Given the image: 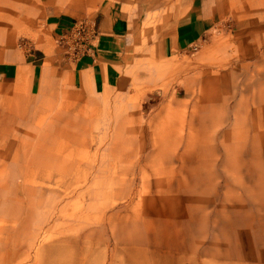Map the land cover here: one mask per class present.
<instances>
[{
    "label": "rangeland",
    "instance_id": "1",
    "mask_svg": "<svg viewBox=\"0 0 264 264\" xmlns=\"http://www.w3.org/2000/svg\"><path fill=\"white\" fill-rule=\"evenodd\" d=\"M13 1L0 0L1 3ZM204 4L205 0H120L112 4L100 0H67L58 12H37L34 22L38 31L19 32L16 46L29 55L35 54L44 64L39 95L29 104L24 88L13 90L0 76V135H23L29 139L20 144L14 162L25 164L26 147L31 157L33 152L50 155L56 153L55 147L66 137L77 140L87 134L89 141L96 144L107 130L110 142L106 146L112 147L116 141L115 130L126 123L125 117H141L143 125L148 126L169 102L185 101L188 113L199 110L206 89V76L201 67L210 63L208 55L214 43L228 47L237 58L227 70L234 68L251 81L257 79L264 72V65H260L264 59V24L256 25L244 15L241 0H213L206 12ZM139 8L146 10L142 25L138 24ZM246 10H249L247 6ZM80 17H90L99 26H106L122 45L125 52L123 79L114 93L80 96L68 71L74 62L63 63L64 57L56 42L57 33L50 28L47 38L41 34L52 22L51 27L56 22L68 24ZM23 39H28L29 44L21 47ZM260 40L262 42L258 43ZM246 87L244 81L239 84V88ZM237 97L232 95L229 102L235 103ZM39 100L47 112L43 120H38L35 112H30L31 115L27 112L35 110ZM94 104L97 109H91ZM180 109V113L185 111L183 106ZM190 117L186 123L198 124L196 113ZM232 121L231 117L228 124ZM140 142L138 138L137 143ZM126 147L122 158L125 165L112 167L109 159L103 175H98L97 170L101 166L100 154L71 157L70 152H66L62 157L55 156L54 164L61 166L56 173L64 178L63 187H56L61 190L69 189L70 182L81 175L85 178L76 185L82 190L84 184L91 183L93 175L100 184L109 177H121V170H127L123 182L97 187L102 197L94 195V199H82L83 203L97 201L93 216H68L62 225L66 232L49 230L51 236L69 237L88 248L86 251L91 255L86 256L90 263L84 258L78 264H143L139 255L142 248L148 249L153 264H205L210 261L213 264H264V247H254L251 240L253 234L257 238L264 237V184L255 179L258 170H252L245 162L239 185L231 173L228 175L218 169L212 176L204 171L212 179L206 215L193 204L191 192L200 183L191 173L173 171L165 164L170 168L167 179L158 182L157 175L147 164L146 154L137 145ZM156 149V144L149 143L148 151ZM176 150L167 158L181 167L186 164L187 156H182L181 149ZM249 152L248 144L244 159L250 158ZM154 159L156 167L159 166V158ZM10 172L6 173L22 183L23 174ZM147 176L153 177L145 181ZM258 184L263 186L261 191ZM34 185L40 188L38 183ZM245 186L254 190L256 187L255 196L246 192ZM44 189L49 198L59 201L58 209L64 205L67 214L70 211L69 215L73 214V203L66 204L62 198L55 197L51 189ZM167 189L175 197L164 196ZM52 222L54 219L49 218L45 226ZM223 229L228 238L236 239L239 245L230 247L225 240H217ZM143 238H148L149 242H143ZM239 251L248 258H239Z\"/></svg>",
    "mask_w": 264,
    "mask_h": 264
},
{
    "label": "bare ground",
    "instance_id": "2",
    "mask_svg": "<svg viewBox=\"0 0 264 264\" xmlns=\"http://www.w3.org/2000/svg\"><path fill=\"white\" fill-rule=\"evenodd\" d=\"M100 1L112 4L120 0ZM209 2L212 5L213 0H205L203 6L205 12L210 6ZM241 2L245 9V16H248L256 25L264 24V0H241ZM12 3L0 2V23L7 24L5 27L3 24V28L0 27V37L9 34L13 25L19 21ZM246 6L249 10H246ZM145 15V9L137 10L139 25L145 23ZM261 42L262 40L258 41V43ZM164 52H168L166 48ZM161 54L159 53V56ZM208 59L210 63L201 67L206 76L204 80L206 89L201 97L199 110L194 111L198 115V124L186 123V119L194 116L195 113L186 112L188 104L185 101L169 102L148 126L143 125L144 121L141 117L132 115L125 117L126 123L115 130L113 136L116 141L112 147L106 146L110 142L109 130L96 144L89 141L87 134H83L77 140L66 137L60 146L55 147V150L52 148L56 153L50 155L33 152L31 157L29 148L26 147L23 157L24 165L15 163L13 158L19 153L20 144L29 142V139L23 135H0V264H78L84 258L86 262H89L86 254H91L86 251L88 249L86 246L69 237L51 236L49 230L65 231L62 225L63 220L68 216L77 218L93 216L96 213L97 201L83 203L82 199L93 198L94 195L102 197L103 193L97 191V187L123 182L126 180L124 177L127 170H121V177H109L100 184L97 182V176L93 175L91 183L84 184L82 190L76 185L85 178L81 175L70 182L69 189L61 190L56 188L63 187L61 184L64 180L56 173V169H61V166L54 164L56 155L62 157L66 152H70L68 155L71 157L100 154L101 166L97 170L98 175H103L107 172L109 159H111L112 167L122 168L125 165L122 159L125 151L123 148L137 145V148L146 154L148 166L152 167V173L157 175L156 181L163 182L167 179L166 173L170 168H166L165 164L170 165L173 171L192 174L200 183L191 192L193 204L196 209H200L206 215L212 179L205 175L204 171H209L214 176L215 171L221 169L222 173L234 175L235 183L239 185L242 182L245 162H248L252 170L256 169L259 172L255 179H258L260 184H264V72L251 81V78L234 68L227 70L237 62V58L228 50V47L221 46L219 43H214ZM262 61L260 65H264V59ZM242 81L247 84L245 89L239 88ZM232 95L238 96L233 104L229 102ZM37 106L35 110L27 112L29 114L35 112L38 120L45 119L47 112L43 109V103L40 100ZM182 106L185 111L182 110L180 113ZM97 107V104H94L91 109H97ZM78 113L79 111L76 112L75 118ZM231 117L233 121L228 124ZM138 138H141L140 143H137ZM149 143L156 144L157 149L148 151ZM248 144L250 158L244 159ZM178 148L183 151V157L187 156L184 162L186 164L181 167L175 166L173 160L167 158L171 153L177 152ZM220 154L221 157H219ZM154 157L159 158L160 165L157 167ZM218 161L221 162L218 163ZM11 170L17 174H23L22 183L18 180L16 182L11 175ZM152 177L147 176L144 180L147 181ZM183 181L186 182L184 179ZM35 183H38L40 188L35 186ZM260 184L258 185L261 191L263 186ZM44 187L51 189V193L55 197L62 198L66 204L73 203L71 209L73 214L69 215L71 211L67 214L68 211L64 210V205L58 209L59 201L49 198ZM245 190L255 196L256 187L254 190L251 186H245ZM170 191L167 189L163 195L175 197ZM49 218L54 219V222L48 223L46 227L45 222ZM150 223L152 224L153 221ZM227 234V231L223 229L221 234H218L217 240H225L230 247L239 245L236 239H229ZM142 240L149 242L148 238ZM251 240L254 247H264V237L257 238L253 234ZM139 255L143 258V264H153L147 248H142ZM237 256L248 258L242 251H239ZM205 264H213V261L205 262Z\"/></svg>",
    "mask_w": 264,
    "mask_h": 264
},
{
    "label": "crops",
    "instance_id": "3",
    "mask_svg": "<svg viewBox=\"0 0 264 264\" xmlns=\"http://www.w3.org/2000/svg\"><path fill=\"white\" fill-rule=\"evenodd\" d=\"M12 4L19 21L13 25L9 34L0 37V76L8 81L13 90L24 88L26 101L32 104L33 99L39 95L44 64L37 60L35 54L29 55L16 46L17 34L21 31H38L34 22L35 14L39 11L58 12L67 4V0H14ZM52 23L42 29L41 34L45 38L50 28L58 35L67 24L56 22L51 27ZM0 27L3 28V23H0ZM100 30L101 37L94 50L77 59L68 69L73 76L72 84L80 96L86 93L109 95L121 86L125 52L113 31L101 25Z\"/></svg>",
    "mask_w": 264,
    "mask_h": 264
},
{
    "label": "built area",
    "instance_id": "4",
    "mask_svg": "<svg viewBox=\"0 0 264 264\" xmlns=\"http://www.w3.org/2000/svg\"><path fill=\"white\" fill-rule=\"evenodd\" d=\"M100 37V26L94 19L80 17L72 20L57 35L56 42L63 54V63L75 62L80 57L92 52ZM28 44V39L21 41V47Z\"/></svg>",
    "mask_w": 264,
    "mask_h": 264
}]
</instances>
